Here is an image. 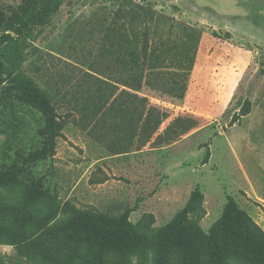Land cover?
Listing matches in <instances>:
<instances>
[{"label":"rangeland","instance_id":"rangeland-1","mask_svg":"<svg viewBox=\"0 0 264 264\" xmlns=\"http://www.w3.org/2000/svg\"><path fill=\"white\" fill-rule=\"evenodd\" d=\"M0 64V264H264V0H0Z\"/></svg>","mask_w":264,"mask_h":264},{"label":"trees","instance_id":"trees-1","mask_svg":"<svg viewBox=\"0 0 264 264\" xmlns=\"http://www.w3.org/2000/svg\"><path fill=\"white\" fill-rule=\"evenodd\" d=\"M1 66V64H0ZM16 181L17 179H13L11 177V175L7 172H1L0 171V181ZM32 195L33 193H35V190L32 189ZM31 195V193H30ZM31 195V196H32ZM188 212L187 211H184L180 216L181 218L184 219V216L187 215ZM237 219H242L244 221H249V218L246 216V214L243 212V211H240L238 209L235 208L234 206V203L230 200L229 203L227 204L226 208H225V212H224V215L223 217L221 218V220L217 223L216 225V229L217 230H220V231H224L226 230V232H228L230 229H232V223L234 222V220H237ZM102 221H105V220H102ZM111 225L112 226H115V227H124L125 225L123 224V221L121 220H117V221H112L111 222ZM127 229V234H129V228L130 227H126ZM167 230H171L173 231V234H174V237L172 238V241L175 242V239L176 238H182V232H183V227L182 225L179 223L178 220H176L173 225L169 228H167ZM242 237V236H241ZM97 237L94 236V239H96ZM242 238H245V242L248 241V239L252 240V235L249 233L248 230H245L244 231V237ZM249 244L248 245H251L250 241H248ZM259 246L261 248V250L263 251L264 250V243H259Z\"/></svg>","mask_w":264,"mask_h":264}]
</instances>
